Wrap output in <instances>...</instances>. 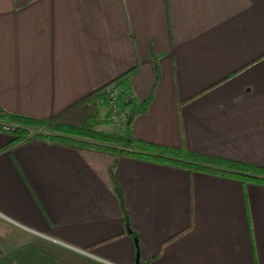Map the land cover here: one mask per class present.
Returning a JSON list of instances; mask_svg holds the SVG:
<instances>
[{
    "label": "crops",
    "instance_id": "crops-1",
    "mask_svg": "<svg viewBox=\"0 0 264 264\" xmlns=\"http://www.w3.org/2000/svg\"><path fill=\"white\" fill-rule=\"evenodd\" d=\"M133 66L134 136L264 165V0H0L7 111L102 121L92 91ZM13 135L0 264H264V184Z\"/></svg>",
    "mask_w": 264,
    "mask_h": 264
},
{
    "label": "trees",
    "instance_id": "trees-1",
    "mask_svg": "<svg viewBox=\"0 0 264 264\" xmlns=\"http://www.w3.org/2000/svg\"><path fill=\"white\" fill-rule=\"evenodd\" d=\"M135 69L133 66L124 70L106 84L92 91L94 96L101 99V103L108 105L109 98L114 103L117 111L110 108L105 110L102 121L115 123L116 129L103 131L93 127V121H90L89 115H86L83 122L75 124L54 119L35 118L7 111L1 107L0 123L11 121L17 124L15 129L10 131L14 134L13 140L17 142L38 136L70 145L168 162L182 166L189 171H207L230 176L238 179L242 185L246 182L264 184V165L200 152L186 147L182 141L174 146L134 136L130 126L132 116L142 111L147 103V99L138 101L131 91L130 77ZM112 180L125 218L122 191L116 180L113 178Z\"/></svg>",
    "mask_w": 264,
    "mask_h": 264
},
{
    "label": "rangeland",
    "instance_id": "rangeland-1",
    "mask_svg": "<svg viewBox=\"0 0 264 264\" xmlns=\"http://www.w3.org/2000/svg\"><path fill=\"white\" fill-rule=\"evenodd\" d=\"M101 105H102V109H104V112H105V110L109 109L108 105H105V104H101ZM93 106L94 105H92L91 108ZM83 108L86 111L85 113H89L91 111V108H90V106L88 104H85ZM88 117H91L90 121H93V123L91 122L93 127L102 129L103 131L113 130V129H116V127H117V125L115 123H113V122L105 123V121H97L96 116H95L94 113L90 114ZM83 118L81 119L82 122L84 121ZM81 120H78V121L81 122Z\"/></svg>",
    "mask_w": 264,
    "mask_h": 264
},
{
    "label": "built area",
    "instance_id": "built-area-1",
    "mask_svg": "<svg viewBox=\"0 0 264 264\" xmlns=\"http://www.w3.org/2000/svg\"><path fill=\"white\" fill-rule=\"evenodd\" d=\"M108 106L111 110L117 111V108L115 107L114 103L111 101L110 98L108 100ZM16 126H17V124L15 122H11V121H1V123H0V128L4 131H8V132L14 130Z\"/></svg>",
    "mask_w": 264,
    "mask_h": 264
},
{
    "label": "water",
    "instance_id": "water-1",
    "mask_svg": "<svg viewBox=\"0 0 264 264\" xmlns=\"http://www.w3.org/2000/svg\"><path fill=\"white\" fill-rule=\"evenodd\" d=\"M134 264H138V254L136 252L135 259H134Z\"/></svg>",
    "mask_w": 264,
    "mask_h": 264
}]
</instances>
